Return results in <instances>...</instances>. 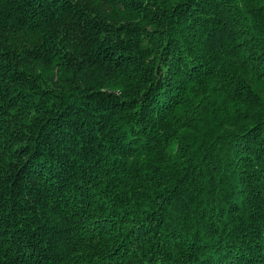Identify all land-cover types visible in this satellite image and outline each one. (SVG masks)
I'll return each instance as SVG.
<instances>
[{"label": "trees", "instance_id": "trees-1", "mask_svg": "<svg viewBox=\"0 0 264 264\" xmlns=\"http://www.w3.org/2000/svg\"><path fill=\"white\" fill-rule=\"evenodd\" d=\"M0 264H264V0H0Z\"/></svg>", "mask_w": 264, "mask_h": 264}]
</instances>
